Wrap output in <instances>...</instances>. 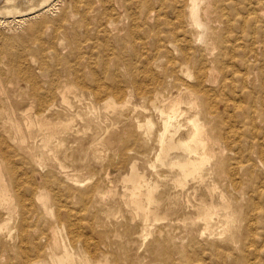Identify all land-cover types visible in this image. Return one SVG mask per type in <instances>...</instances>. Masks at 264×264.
Listing matches in <instances>:
<instances>
[{
	"label": "bare ground",
	"instance_id": "6f19581e",
	"mask_svg": "<svg viewBox=\"0 0 264 264\" xmlns=\"http://www.w3.org/2000/svg\"><path fill=\"white\" fill-rule=\"evenodd\" d=\"M60 1L62 2V0H1L2 3L0 4V242H2V247L9 253V255H10V251H13V256H14V252H15L13 249L14 247L12 248L8 246L9 244L8 242H12L13 240L18 239V238L20 242L30 241L32 243V246L30 245L31 247L30 248L27 247L28 249L26 250L23 248L25 251H21V249L17 250L18 248H21V247H19L18 245H17L18 247L15 246L17 248L16 250L19 251L17 252L18 254L16 255H21L20 257H22V262L20 261L19 264L20 263L21 264H119L118 262L119 260L117 259L118 252L116 251L115 253H117V255L113 259H110L108 255V251L104 249L105 245H109V235L111 232L109 233V235L106 232H101V233L98 232L100 236V240L96 238V241L94 240L92 241L89 238H84V239L76 238V234H75L76 226L73 223L74 222L73 221L70 224V230H69L70 234L68 235L62 234L65 228L61 227L60 221L64 222L66 218H68L67 220L70 222L71 220L70 217L76 214L72 212V209H71V212L69 210V213H67L66 215H63L64 213L62 214L59 210L58 212L57 210H55V212H57L55 214L54 213L55 205L53 206V201H52V198H54L53 197L54 195L51 197V193H50L53 187H51L50 191L48 190L49 182L51 180L56 179L59 183L67 182L66 184L64 183L63 185L62 184L61 185L59 184V185H60V188H62V191L63 189L66 190V192L69 193L68 195L70 196L78 195L79 197L80 195V197L81 196L85 197L88 195L91 196V194L93 195L96 194L101 197H104L106 195L108 196V194H111L112 191H114L113 187L111 186L113 185V183H111L112 181L107 179L108 181H111V182H109L110 184H109L108 190L105 193H103L104 192L102 190L103 185L100 183V181H98L97 179L96 181L98 182H93V180L90 179V176H91L90 166L92 164L90 165L89 162L91 161L90 158L92 156H95V157H92L93 159L94 158L98 159L105 152L108 153L110 149L112 152V148H115V150L119 152L122 159H124V163H126L125 160L128 159V164H129L128 170L129 171L128 172L126 171L127 173L125 172L126 174L124 176L122 175L121 176H122L123 181L126 183L124 191H125V195L127 196V202H128L127 205L130 210L129 214L135 219H138L140 226L142 227V232L140 233L141 239L147 240V238L149 239V237H151L150 235H152L154 231L156 230L155 228H156L157 222H162L165 220L166 222L165 226L168 228H171L175 220H182V221L184 220V222L188 220V221H191L193 224L194 223L198 224L201 222L204 225L203 227L205 228V231L203 233L204 234L208 233L210 237L213 238V240L216 238L220 240H226L229 242H234V243L236 242L235 244L238 245L240 236L237 233V229H238V225H239L240 217H241L240 208L242 207V202H244L243 198L245 197V194L241 193L240 195L241 199H238L239 197L237 196L235 198L230 193V189L224 186L225 183H223L224 181L222 180V179H225L226 172H227V169H225V165H226V161L229 155V151H234V150H230V147H229L230 144L227 143L229 141L227 142L224 141V139L226 140V138H224V135H225L224 128L225 127H223V121H222L223 115L219 107V104L224 103V105L229 107V101H230L229 99H231V94L230 96H227L228 93H226V91L230 89L231 93H233L234 90L230 88V86L234 85V80H235L234 75L230 77L229 75L231 74L229 73H228L229 75L227 74L228 71H226V69L228 70H231V69L225 68L227 67V65L224 63L223 59L225 57L227 59H231L230 61L235 60L236 50H242V54H240L241 56L239 57L240 61L243 64V67L245 68V71L241 73L242 91L240 90L241 93L236 94V95H234L236 93L234 92L233 94L234 103L232 105V108L235 109L240 114V116H247V105L241 106V104H239L240 98L244 96H246L245 98H247V100L249 97L252 98V93L250 94L251 96L248 94L249 97H247V90H246L247 88V81H246L247 80V68L252 67L251 63L250 64L247 63L248 60H251V59L247 60V56H248L247 41H251L254 44L256 43L255 42L256 39L260 40V38H257L254 36L255 34L262 35V37L264 36V1L262 0H138V4L139 3L140 4H139V7L134 11L133 15L131 14L130 16H128L129 9L127 8L129 7L126 8L127 9L126 12L128 13V15L127 13L125 14L124 11L118 10L119 8L116 7V9L118 8L117 9L118 11L116 10L117 12L115 13L117 17L114 19L113 12L111 13L110 11L111 9L110 8L111 6H109L110 3L108 4V1L110 0H105L106 5L105 4L104 5L106 9L104 8V10L106 11V14L108 15V17H106V22L102 23V25H105L103 27V30L106 33L108 31L111 32V34H113V37L114 35L120 36V39H122V34L127 31L126 33L128 34V36H127V39L125 40H128V37L131 35L132 32H134L135 36L137 32H142V31H144V33L147 32V34H145L146 37L148 36V34L150 35V33L151 34L153 33L155 34V38H154L155 42L152 40L153 41L152 44L156 45L155 48L157 47L159 49V52H158L159 57H156L155 59V57L153 56L155 60L152 63L150 61L151 59L149 56L148 57L149 59L147 60V62L143 64L145 67L142 66L144 67V69L143 71L140 72V76L138 75L139 67L132 68V69H135V71H136V68H138V71L135 72L133 70V72L131 73L132 75L131 86L130 87L128 86L129 87L128 89L123 87L124 89L121 88L117 91L114 90L115 92L114 93L112 92L111 94L109 93L108 95L109 97L103 103H100V104L94 102V100L92 99L93 95H91V97L87 96L88 87H90L87 84L82 83L81 85L80 84L81 82L74 81L73 79L60 80L58 77V74L60 75V73H59V70L57 71L56 64L59 62L58 61L59 58L57 59V56L59 57V52L61 51L58 52V48H57V34L59 32V28L64 27L63 24L65 22H68L66 20L68 19V14H69V13L67 14L66 9H63L64 10L63 13H61L60 15L58 14L60 17L59 16L56 17L57 14L55 15V12H57V10H59L58 8H60V7L57 8V6H59L58 4L60 3ZM78 1L80 2V4L82 3V0H78ZM88 1L89 0H86V2ZM101 2L103 3V0ZM77 3L78 2H76V4ZM122 3L125 5L124 2ZM122 3L120 5H122ZM70 6L71 5H69V8ZM87 6H90V5H87ZM123 6L121 8L124 10ZM167 9H170L172 13V16L168 20L162 18V16L166 15ZM80 12H82L83 13L82 15H84L85 8H84V12L81 10ZM77 13L78 11L76 10V14ZM13 14H17V15L13 16ZM100 15L102 14L100 13ZM102 17L104 19V16ZM128 17L130 18V22H129L130 25H128ZM88 20L86 19V22ZM152 20H155L154 24H152L153 22L151 23ZM161 20H163V22L165 21L167 24V25L165 24L167 26L166 28H168L166 32L162 31L163 29L165 31V28H163L162 30L160 29ZM100 21H101V18H100ZM10 23L16 24L15 26L16 28H19V30L23 28V31L26 30L25 31L26 33L20 35V34H17L15 31L16 34H13V35L10 34L11 32L9 33L7 31L8 29H11ZM99 23H96V24H99ZM143 24L146 26L143 27L144 26ZM7 26H9L8 29H7ZM16 28L15 30H17ZM151 28L152 29L154 28L155 30L153 31ZM73 29H75L74 31H76L77 28H73ZM11 30H14V29H11ZM87 31H88V26H87ZM97 33L99 34L100 31H98ZM65 34H67L66 31H65ZM73 34H75V32ZM77 35L78 34L76 33V36ZM84 35L86 36L87 34L85 33ZM94 35H92L93 38H94ZM145 35L143 36L144 39H145ZM79 36H82V35L80 34ZM134 37L130 36L129 38L133 39ZM89 38L87 36V39ZM107 38L109 39V37ZM123 38H126L125 34ZM148 38H150V36ZM75 40H78V39H75ZM125 40H120V42L122 41L123 43H125L124 42ZM129 40L131 41V39ZM86 41L88 40H85V42ZM130 41L128 42L131 43L132 41L131 42ZM79 43L81 46L82 42L80 41ZM109 43L111 45V41ZM123 43H120V44H123ZM77 46H78V43H77ZM170 46H173V47L175 46L176 48L174 47L173 49L170 50ZM252 46H255V45H252ZM123 47H125L124 44H123ZM123 47H122V50H123ZM126 47H127V44H126ZM133 48L135 49V47ZM76 49H79V48H76ZM253 49H254L253 47L250 49L251 52L253 51ZM174 50H176L175 51L176 53L180 51L182 53L180 55V58L176 60L173 57ZM136 51H137V48L135 52ZM153 51H152V54H153ZM251 52H249V54ZM77 53L79 52L77 51ZM87 53L89 54L90 52H87ZM254 53H256V51ZM65 54L66 53H64V56ZM92 54L93 53H91L90 56ZM125 54L123 55L125 56ZM135 56H137V54ZM142 56L143 55L141 54V58ZM163 56H165V58L169 56L170 58H173V59L171 60V63L168 64V66L165 68L167 73L165 74V76L163 75L164 78H160L157 75L158 73L155 72L154 74L152 69L160 68L161 66H164L161 61V58ZM68 57L69 56H67V60L69 59L71 60V58H68ZM158 58H160V60H158ZM60 59L61 61H65L63 60L62 57ZM94 60L95 58L92 61ZM259 60L260 59H258V61ZM263 60H264V57H263ZM117 61H120V59H118ZM143 61H144V58H143ZM102 62H103V59H102ZM107 62L109 64V61ZM116 62H115V65L118 64ZM134 62L135 61L133 60V64ZM65 63L67 62L65 61ZM71 63H74V62L67 63L66 66L69 67L68 69L74 68V65ZM104 64H102V66ZM127 65L129 66V64ZM150 65H152V67ZM116 67L118 68V65ZM107 69L108 67L106 68V70ZM72 70L75 71L74 69ZM234 70L236 71V68ZM76 72H77V69L74 74H76ZM93 73L94 75H98L96 72H92V74ZM115 73L117 74V72ZM111 74H114V73H111ZM80 75L82 78V74ZM67 78L69 77L67 76ZM77 78L78 77H76V79ZM237 80L236 82H238ZM117 81L118 82L115 81L117 84H122L125 81V79L118 76ZM101 82H103V80ZM115 82H112V83H115ZM126 84L130 85L129 83H126ZM113 85L111 87L115 86ZM108 86L109 85H107V87ZM115 87H118V86H115ZM106 89L108 88H105V90ZM257 91H255V88H254V92H257ZM122 93H125V98L124 100L120 101L118 100V97ZM261 93L263 95L262 91ZM105 94H106V91H105ZM135 97L143 99L144 101H148L149 104L151 105L150 111H149V108L145 106V104L140 106L141 105L140 103H139L140 105H138L136 102H134ZM244 102H245V99H244ZM248 102L246 104H248ZM58 104L59 105L62 104L64 107L59 109ZM250 104H252V102ZM253 107L255 106H252V109ZM260 112H262V109L260 110ZM258 115L259 117H257ZM258 115H256V117L264 121V114L262 115L261 113V115L260 114ZM142 116L144 117V119H139ZM78 118L82 120V123H83L82 126L77 125L76 121ZM241 118L243 119V117ZM250 118L251 117L249 116L248 119ZM118 121H120V124L118 123ZM247 123L251 125L250 123H253V122H250L249 120V122ZM226 127L228 126L226 125ZM228 128L226 129L228 130ZM89 130H91L90 140L92 142L90 145H88V148L85 149L83 153L80 154L78 158V161L80 163L79 170L71 175V173H68L69 167L67 168V165H66L68 163L67 162L68 159L66 158L69 157L75 163H77V159L75 158V153L73 152L69 153V150H68L69 147H71V149L73 147L70 142L73 140L78 141V142L87 140L88 137L85 134H87ZM227 130L225 132H228ZM116 132H118V134L115 137ZM262 132L260 131L261 134ZM247 133H249L252 136L259 135L256 132V130L251 131L250 128H248ZM236 134L238 133L236 132ZM241 136L243 135H240V137ZM261 137H262L261 143L264 144V137L263 136ZM243 138L244 140L248 139L247 137L245 138V136H243ZM249 139H252V138H249ZM83 144L84 143H81V146H83ZM257 144L260 145V143H257ZM84 147L86 146H83L82 148ZM248 147L251 148L252 146L249 144ZM242 148H244V146ZM20 151L22 152L25 151L24 152L25 155H22L20 157L18 156L19 159L21 160V163H23L24 165L26 164L31 165L33 167V170H32L34 173L33 175L38 179V181H36L37 179L35 180L36 184H34L35 186L34 192L31 194L32 196L31 198L34 199V203L36 202V209H35L36 211L35 212L33 211L34 212L33 216L36 215L37 221L38 220L44 221L46 223L45 227L39 228L38 230H34L35 231V232L33 231L34 233L30 232L31 229L29 230L28 228L30 226H26L24 222L20 221L21 219H19V216L20 217L22 216L19 215L17 217L16 215L18 213L16 209H19V207L24 206V204L22 203L23 202L22 200H20L22 201L21 202L22 204L19 202L20 197L18 193L16 192V190L18 189L17 186L19 184V181H18L19 179L17 176V172L15 171L17 170L16 169L17 166L14 167V165H16V162H17L16 156L18 155L16 154V152L18 153ZM261 152L264 153V151H261ZM261 152L259 154H261ZM92 153H94V155L91 156ZM146 153L151 156L153 155L154 157V161L151 162V165L155 169L153 168L154 172L152 173H148L145 170L141 169L138 164V159H137L138 156L147 155ZM244 153L242 152V154ZM61 154H64L63 156L65 157L66 161L60 158ZM235 156H237V153L236 155L234 154L233 157L235 158ZM246 157H248V155ZM232 158L230 156V159ZM249 158H250V155H249ZM105 159L106 158H104V161ZM252 160L253 162H256L254 159ZM232 161L235 162L236 160L232 159ZM227 163H228L227 165L229 166L230 162H227ZM240 163H243V162H240ZM240 163H237V164H240ZM261 164L263 165V163ZM234 167L235 166H233V168ZM21 168H24V167H21ZM118 169L120 170V168ZM25 170L26 169L24 168V171ZM235 171L237 172V169ZM108 174H106L105 176L108 177L109 176ZM236 174H233V175L236 176ZM255 177H257L258 179L260 178L258 177V175L257 176L255 175ZM233 178L231 179V181L233 180ZM31 179L33 180V177ZM253 181H255V179ZM20 183L23 184L21 181ZM255 185H259V184H255ZM255 185L253 183V186ZM15 188L17 189L15 190ZM57 188H58V185H57ZM203 188L207 193L206 195L205 193L202 192ZM28 191H32V189H29ZM248 191H250V188ZM254 191L256 192V190ZM21 192L23 193L24 189ZM66 192L64 193L66 194ZM22 193L20 195H22ZM17 197L19 198L17 199ZM73 197L75 198V196H72V198ZM248 197L246 200H248ZM21 198L23 199V197ZM25 200L27 199L25 198ZM251 200L252 199L250 198L249 201ZM58 201H60V199ZM79 201H76V202H79ZM252 201L255 202L256 200H252ZM68 202L69 200H66L64 202L62 201V204H64L65 206L67 205L68 207ZM55 203H57V201H55ZM29 204H27V206ZM252 205L250 204L251 207ZM258 207H259V204H258ZM180 208H186L187 210L184 211L182 214H179L178 212ZM73 210H75V208ZM14 211L17 212L15 214L16 215L15 217L19 219V222L17 223L15 221L16 218L14 219ZM260 212H261V209H260ZM24 214L26 213L24 212ZM246 214L248 215V213ZM249 214H252V213H249ZM81 216L79 218H81ZM245 216L246 215H244V218ZM25 217L26 215H24L23 219L26 220ZM100 217H102V215L100 216L98 215L97 217L95 216L96 218L95 224L91 222L92 225L90 224V226L93 230L96 228L95 227L96 223L98 225L105 223V219H103L104 221L102 219L99 220ZM261 218L262 217H260L259 219ZM76 221L78 222V220ZM83 225H85V223H83ZM263 225L264 224H262V226ZM15 227L18 228V231H17L18 234L16 235H14ZM164 228H165L164 226H161L157 229V231L160 233L157 239L158 243H154L153 241L155 240V238H153L152 242H149L147 245V251L149 252V256H150L149 262L155 261L158 264H180V263L181 264H204L202 261H205V260H203L199 254L198 255L201 257L202 260L201 261L199 260L200 257L197 259L198 256L195 253V250H191L188 245L186 246L184 244L183 237L181 241L179 242L177 240L178 238H176L170 233H166V235L163 236L162 232ZM245 230L247 231V229ZM78 231H79V228H78ZM83 231H85V229ZM131 231L132 230H130V232ZM165 231H166V228L164 232ZM249 231L250 230L248 229V232ZM113 233L114 231L111 234ZM192 233L193 232H191L190 238L195 240L196 236L192 235ZM253 234L254 233H252V235ZM80 235L84 237L83 233H81ZM260 235H264V233L260 234L259 232V236ZM259 236L257 237L259 238ZM40 237L41 239L44 237L46 239V243H43V242L41 243ZM245 237H247L246 234H245ZM112 238L113 237H111V240ZM262 238L264 239V236ZM243 241H246V238ZM27 242H26V245H27ZM189 243L191 244L190 241ZM197 243L195 242V244ZM242 243L243 242L241 241V245ZM261 243L259 244L261 245ZM212 244H214V242ZM218 244L221 245V243H218ZM262 244L264 245V242ZM26 245L24 246L26 247ZM232 246L233 245L231 244L229 245L230 248H233ZM112 248H113V245H112ZM214 248H215V245L213 249ZM233 250L231 252H233ZM242 251L243 249L241 248V252ZM256 251L257 250H255V252ZM111 252H114V251H111ZM134 252L136 253V251ZM213 252L215 254V250ZM255 252L253 254H256V253L259 254V252H256V253ZM228 254H226V256ZM239 255L240 257H237L235 260H233L232 258V262H235V263L237 262V264L238 262L245 264L246 262V261L244 262L245 257L242 256L241 254ZM127 256L128 257L130 256L129 253ZM232 256L233 255H231V257ZM135 257L136 258H133L131 260L129 258L127 262L126 261L124 262V264H153V263H143V260L141 261L140 257H139L140 259L137 257V255H135ZM16 261L18 262L17 259ZM144 261H147V260H144ZM225 262H227V260ZM120 264H122V262ZM230 264H234V263L230 262ZM247 264H251V263H247Z\"/></svg>",
	"mask_w": 264,
	"mask_h": 264
},
{
	"label": "rangeland",
	"instance_id": "374dc122",
	"mask_svg": "<svg viewBox=\"0 0 264 264\" xmlns=\"http://www.w3.org/2000/svg\"><path fill=\"white\" fill-rule=\"evenodd\" d=\"M75 1V2H74ZM62 0V2L60 1V3L58 4L59 6H57V8L58 7H60V8H58L59 10H57V12H55V15H56V17H58L61 13H63V9H66V12H67V14H68V19L66 20V21H68V22H65L63 25H64V27H61V28H59V32H58V34H57V48H58V52L59 51H61V52H59V57L57 56V59L59 58V62L56 64V67H57V71L59 70V73H60V75L58 74V77H59V79L60 80H64V79H73L74 81H79V82H81L80 84L82 85V83L84 84H87L88 86H90V87H88V91H87V96L88 97H91V95H93L92 97V99L94 100V102L95 103H98V104H100V103H103L109 96V93L111 94L112 92L114 93L115 91H117V90H119V89H121V88H126V89H128L130 86H131V80H132V75H131V73L133 72V70L135 71V69H132V68H135V67H139V71H138V68H136V71H138L137 73H138V75L140 76V72L141 71H143V69H144V65L143 64H145L146 62H147V60L149 59L148 57L150 56V61L153 63V61L156 59V57H159L158 55V52H159V49L157 48H155V46L156 45H154V44H152L153 43V41L155 40L154 38H155V34H153V36H152V34L150 33V35L148 34V36L146 37V35L145 34H147V32L146 33H144V31H142V32H137L136 33V36L138 37H136L135 35H134V32H132L131 33V35L130 36H135L134 38L136 39H132V38H129L128 37V40H125V39H127V36H128V34L126 33V32H124L123 34H122V39H120V36H115L114 35V37H113V34H111V32H105L104 30H103V27L105 26V25H102V23H104V22H106V17H108V15L106 14V11L104 10V8H105V5H106V3H105V0H103V3L101 2L102 0H89L88 2H86V0H82V3L80 4V2L78 1V0ZM85 1V2H84ZM112 3H111V2ZM110 1H108V4H109V6H111L110 8V11H111V13L113 12V18L115 19L116 17H117V15L115 14L118 10H120V11H124V13L126 14L127 12V9H129L128 10V12H129V15H128V13H127V15L128 16H130L131 14L133 15L134 14V11L139 7V4H138V0H127V2H126V0L124 1V0H110ZM120 1H121V3L122 2H124L125 3V5L122 3V5H120L121 3H120ZM262 1H264V0H262ZM76 2H78L77 4H76ZM2 2H1V0H0V4H1ZM84 3V4H83ZM86 3H87V5H90V6H87L86 5ZM76 4V5H75ZM80 4V5H79ZM92 4H93V6H92ZM95 4V5H94ZM105 4V5H104ZM128 4H129V6H128ZM138 4V5H137ZM69 5H71L70 6V8H69ZM118 5V6H117ZM124 5V6H123ZM77 6H79V7H77ZM85 6H87V7H85ZM92 6V7H91ZM123 6V8H124V10L121 8ZM134 6V7H133ZM66 7V8H65ZM85 8V12H84V8ZM116 7H118L117 9H116ZM127 7H129V8H127ZM132 7V8H131ZM68 8V9H67ZM78 8V9H77ZM87 8V9H86ZM127 8V9H126ZM241 8V7H240ZM75 9V10H74ZM94 9V10H93ZM106 9V8H105ZM126 9V10H125ZM242 9V8H241ZM240 9V10H241ZM76 10L78 11V13L76 14ZM80 10L81 11H83L85 14L84 15H82L83 13L82 12H80ZM104 10V11H103ZM114 10V11H113ZM117 10V11H116ZM132 10V11H131ZM75 11V12H74ZM92 11V12H91ZM104 13H103V12ZM94 12H96V13H94ZM130 12H132V13H130ZM74 15H73V14ZM89 13H91V14H89ZM100 13L102 14V15H100ZM4 14V13H3ZM59 14V15H58ZM104 14V15H103ZM5 15V14H4ZM17 14H13V16H16ZM75 15H76V17H75ZM79 17H78V16ZM87 15V16H86ZM107 15V16H106ZM74 16V17H73ZM86 16V17H85ZM100 16V17H99ZM102 16H104V19H103V17ZM172 16V13H171V10L170 9H167L166 10V15L165 16H162V18H164V19H170V17ZM60 17V16H59ZM91 17V18H90ZM99 17V18H98ZM127 17V16H126ZM90 18V19H89ZM98 18V19H97ZM100 18H101V21H100ZM79 19V20H78ZM83 19H84V21H83ZM86 19L88 20L87 22H86ZM70 20V21H69ZM78 20V21H77ZM117 20V19H116ZM77 21V22H76ZM92 21V22H91ZM100 23H99V22ZM154 21L155 20H152L151 21V23L152 24H154ZM81 22V23H80ZM129 22H130V18L128 17V25H130L129 24ZM161 23H160V29L162 30L163 28H165V31H164V29L162 30L163 32H166L167 30H168V28H166L167 26V24H166V22L164 21L163 22V20H161L160 21ZM75 23V24H74ZM78 23V24H77ZM80 23V24H79ZM84 23H85V25H84ZM89 23V24H88ZM91 23H92V25H91ZM96 23H99V24H96ZM75 26H74V25ZM101 24V25H100ZM166 24V25H165ZM11 25V26H10ZM10 27H11V29H14V30H11V29H8V27L9 26H7V31L10 33V34H20V35H22V34H24V33H26L25 31H23V28L22 29H20L19 30V28H16V24H13V23H10ZM79 25H80V27H79ZM96 25V26H95ZM144 25V24H143ZM142 25V26H143ZM164 25V26H163ZM251 25H253V24H251ZM73 26V27H72ZM78 26V27H77ZM85 26V27H84ZM87 26H88V31H87ZM146 25H144L143 27H145ZM15 28L17 29V30H15ZM63 28H64V30H63ZM67 30H66V29ZM73 28H77L76 29V31H74L75 29H73ZM73 29V30H72ZM97 31H96V30ZM152 29V28H151ZM77 30H78V32H77ZM153 31L155 30L154 28L152 29ZM13 31V32H12ZM15 31H16V33H15ZM62 31V32H61ZM65 31H66V33L67 34H65ZM87 31V32H86ZM90 31V32H89ZM98 31H100V33L98 34L97 32ZM104 31V32H103ZM152 31V32H153ZM75 32V34H73ZM81 32V33H80ZM88 32H89V34H88ZM76 33L78 34L77 36H76ZM87 34L86 36L84 35V34ZM94 33H95V35H94ZM82 35V36H79V35ZM105 34V35H104ZM106 34H108V35H106ZM124 34H125V37L126 38H123L124 37ZM71 35V36H70ZM92 35H94V38H93V36ZM112 36V37H110V36ZM140 35V36H139ZM145 35V39H144V36ZM259 34H255L254 36L255 37H257V38H260V40L259 39H256V43H252L251 41H247V54H248V56H247V60L248 59H251V60H248V61H250V62H248L247 61V63H251V65H252V67L251 68H247V88H246V90H247V97H249V95L252 93V98L251 97H249L248 98V100H247V98H245L246 96H244V97H242V98H240V102H242V103H240L239 102V104H241V106H245V105H247V116H240V114L235 110V109H233L232 108V105H233V103H234V95H236V94H240L241 93V91H242V87H241V85H242V80H241V73L242 72H244L245 71V68L243 67V64H242V62L240 61V54H242V50H236V52H235V54H236V59L235 60H232V61H230L231 59H227V58H225L224 57V59H223V61H224V63L227 65V67H225V68H230L231 70H228V69H226V71H228L227 72V74L229 73V74H231V75H229L230 77H232L233 75H234V78H235V80H234V85L233 86H230V88H232L234 91H233V93H231V91H230V89H228L227 91H226V93H228L227 94V96H230V94H231V99H229L230 101H229V107H227L226 105H224V103H220L219 104V107H220V109H221V111H222V115H223V118H225V119H223L222 118V121H223V127H225L224 128V133H225V135H226V137H225V135H224V138H226V140L224 139V141L225 142H227V141H229V142H227V143H229L230 144V150H234V151H229V155H228V158H227V161H226V165L228 164L227 162H230L229 163V166L227 167L226 165H225V169H227V172H226V176H225V179H222L224 182L223 183H225L224 184V186L225 187H228V189H230V193L236 198V196L237 197H239L238 199H241L240 198V195H241V193H244L245 194V197L243 198V201L244 202H242V207L240 208V212H241V217H240V222H239V225H238V229H237V233L239 234V242H238V245H236L234 242H229V241H226V240H220V239H214L213 240V238H211L210 237V235L208 234V233H203L204 231H205V228L203 227L204 225L200 222V223H198V224H196V223H192L191 221H188V220H186V221H188V222H184V220L182 221V220H175L174 221V224H173V226L171 227V228H168V227H166L165 226V220L164 221H162V222H157L156 223V230L154 231V233L152 234V235H150L151 237H149V235H148V237H149V239L147 238V240H144V239H141V237H140V233L142 232V227L140 226V223H139V220L138 219H135L134 217H132L129 213H130V210H129V208H128V202H127V196L125 195V182L123 181V179H122V176H124L129 170V164H128V159H126L125 161H126V163H124V159H122V157H121V155L119 154V152L117 151V150H115V148H112V152H111V149L109 150V152L107 153V152H105L103 155H101V157L100 158H98V159H93L92 157H95V156H92V155H94V153H92L91 154V161L89 162V164L91 165L90 166V170H91V172H90V179L91 180H93V182H98V181H100V183L103 185L102 186V190L104 191L103 193H105L107 190H108V187H109V182H111V183H113V185H111L112 187H113V189H114V191H112V193L111 192H109V193H111V194H108V196L106 197V196H104V197H101V196H99V195H96V194H91V193H89V194H91V196L90 195H88V196H85V197H83V196H81L80 197V195H79V197H78V195L76 196V195H68L69 193H67L66 192V190H64L63 189V191H62V188H60V185L62 184H64L65 182H58L56 179H54V180H51L50 182H49V184H48V190L50 191V189H51V187H53L52 189H51V191H50V193H51V197L53 196L54 198H52V201H53V206L55 205V207H54V213L56 214L57 212H58V210L63 214V215H66L67 213H69V210H70V212H71V209H72V212L74 213V214H76V215H74V216H71V215H69V216H71L70 218H71V220H70V222L67 220L68 218H66V220L63 222H61L60 221V225H61V227L62 228H65L64 229V231H63V229H62V231H63V233L62 234H64V235H68V234H70V224L73 222L74 224H75V231H76V238H82V239H84V238H89L90 240H94V241H96V238L98 239V240H100V236H99V234H98V232L99 233H101V232H106L108 235H109V233L111 232H113L114 231V233L113 234H111L110 233V235H109V245H105L104 246V249L106 250V251H108V255H109V258L110 259H113L116 255H117V253H115L116 251L118 252V262H119V264L122 262V264H124V262L126 261L127 262V260L130 258V260L131 259H133V258H136L135 257V255H137V257L139 258H141V261L143 260V263H153V264H158L157 262H155V261H151V262H149L150 261V256H149V252L147 251V245H148V243L149 242H152V239L153 238H155V240L153 241L154 243H158L157 242V239H158V237H159V232L157 231V229L159 228V227H161V226H164L165 228H166V231L164 232V230H165V228H164V230H163V236L164 235H166V233H170V234H172L173 236H175L176 238H178L177 240L180 242L181 241V239H182V237H183V240H184V244L187 246H189V248L191 249V250H195V253L197 254V259L201 256L202 257V259L203 260H205V261H202L204 264H219V263H221V264H230V262L231 263H234V264H237V262L235 263V262H232V258H233V260H235L237 257H240V255L239 254H241L242 256H244L245 257V260H244V262L246 261L247 263H253V264H264V245L262 244L263 242H264V239L262 238L264 235H260L259 236V232H260V234H263L264 233V225L262 226V224H264V191H262V190H264V177H262V176H264V153H262L261 151H264V144H262L261 143V136H263L264 137V132H262V131H264L263 129H264V121H262V120H260L259 118H257V117H259V115L258 114H260L261 115V113H262V115L264 114V105H262V104H264V60H263V54H264V36L262 37V35H259ZM67 36H68V38H67ZM87 36H88V38L89 39H87ZM98 36H100V37H98ZM150 36V38H148ZM84 37V38H83ZM104 37H105V39H104ZM107 37H109V39L107 38ZM262 37V38H261ZM73 38V39H72ZM111 38H112V40H111ZM147 38V39H146ZM75 39H78V40H75ZM100 39V40H99ZM104 39V40H103ZM114 39V40H113ZM129 39H131V41L129 40ZM262 39V40H261ZM62 40V41H61ZM82 40H84V41H82ZM85 40H88V41H86L85 42ZM91 40V41H90ZM96 40V41H95ZM109 40V41H108ZM120 40H125L124 42L125 43H123L122 41L120 42ZM153 40V41H152ZM65 41V42H64ZM77 41H81L82 42V44H81V46H80V43L79 42H77ZM111 41V45H110V42ZM112 41H113V43H112ZM128 41H130L131 43H129ZM85 42V43H84ZM94 42H96V43H94ZM100 42H101V44H100ZM105 44H104V43ZM109 44H108V43ZM126 42H128V43H126ZM146 42H147V44H146ZM155 42V41H154ZM251 42V43H250ZM259 42V43H258ZM263 42V43H262ZM76 43V44H75ZM77 43H78V46H77ZM120 43H123L124 45H125V47H126V44H127V47L125 48V47H123V44H120ZM134 43V44H133ZM150 43H151V45H150ZM100 44V45H99ZM103 44V45H102ZM134 46H133V45ZM142 44V45H141ZM145 44V45H144ZM250 44V45H249ZM75 45V46H74ZM93 45H95V46H93ZM102 45V46H101ZM110 45V46H109ZM113 45V46H112ZM147 45V46H146ZM154 45V46H153ZM252 45H255V46H252ZM77 46V47H76ZM104 46H106V47H104ZM123 47V50H122V47ZM135 47V49L133 48V47ZM150 46V47H149ZM250 46H251V48L253 47L254 49H253V51L251 52V48H250ZM81 47V48H80ZM85 47V48H84ZM96 47V48H95ZM112 49H111V48ZM116 49H115V48ZM143 47V48H142ZM144 47H146V48H144ZM175 47V46H174ZM173 46H170V50L171 49H173L174 48ZM263 47V48H262ZM76 48H79V49H76ZM92 48H94V49H92ZM136 48H137V53L135 52V50H136ZM142 48V49H141ZM149 48V49H148ZM154 48V49H153ZM176 48V47H175ZM84 49H86V50H84ZM101 49V50H100ZM109 49V50H108ZM126 49V50H125ZM134 49V50H133ZM142 50V51H140V50ZM153 51V54H152V51ZM260 49H262V50H260ZM94 50V51H93ZM108 50V51H107ZM111 50V51H110ZM139 50V51H138ZM145 52H144V51ZM158 50V51H157ZM77 51L79 52V53H81V54H79V53H77ZM85 51V52H84ZM99 51H101V52H99ZM123 53H122V52ZM128 53H127V52ZM146 51H147V53H146ZM157 51V52H156ZM176 50H174V59L176 60V59H178V58H180V55L182 54L181 53V51L180 52H175ZM256 51V53H254ZM71 52V53H70ZM76 52V53H75ZM87 52H90L89 54L87 53ZM112 52H113V54H112ZM125 52H126V54H125ZM144 52V53H143ZM249 52H251L250 54H249ZM64 53H66L65 54V56H64ZM69 53H70V55H69ZM75 53V54H74ZM91 53H93L92 55H93V57H92V55L90 56V54ZM100 53V54H99ZM104 53V54H103ZM115 53H117V54H115ZM122 53V54H121ZM133 53V54H132ZM134 53H135V55L137 54V56H135L134 55ZM152 55H151V54ZM156 53H157V55H156ZM97 56H96V55ZM123 54H125V56L123 55ZM141 54L143 55L142 56V58H141ZM77 55V56H76ZM79 55V56H78ZM81 55V56H80ZM107 55V56H106ZM114 55V56H113ZM117 55V56H116ZM128 55V56H127ZM132 55V56H131ZM67 56H69L68 58H71V60L69 59V60H67ZM76 56V57H75ZM106 56V57H105ZM155 57V59H154V57ZM263 56V57H262ZM63 58V60H65L67 63H69V62H74V63H76V64H74V63H71V64H73L74 65V68H71V69H68L69 67H67L66 65H67V63H65V61H61V59L60 58ZM77 57H79V58H77ZM88 57V58H87ZM101 58V60H100V58ZM104 57V58H103ZM138 57H140V58H138ZM147 57V58H146ZM66 58V59H65ZM77 59V60H75V59ZM95 58V63H94V61H92L93 59ZM99 58V59H98ZM105 58H107V59H105ZM109 58V59H108ZM120 59V61H117L118 59ZM132 58V59H131ZM135 58V59H134ZM143 58H144V61H143ZM256 60H255V59ZM261 58H262V60H261ZM78 59H80V60H78ZM102 59H103V62H102ZM130 59V60H129ZM136 59H138V60H136ZM140 59V60H139ZM173 58H170L169 56H167L166 58H165V56H163L162 58H161V61H162V63H163V65L164 66H161L160 68H153L152 69V71L154 72V74H155V72H157L156 74L160 77V78H164V76H165V74L167 73L166 72V70H165V68L168 66V64H170L171 63V60H172ZM258 59H260L259 61H258ZM132 60V61H131ZM133 60L136 62V64H135V62H134V64H133ZM143 62H142V61ZM158 60H160V58H158ZM76 61H78V62H76ZM87 61V62H86ZM91 61V62H90ZM106 61V62H105ZM107 61H109V64H108V62ZM116 63H118L117 65H118V68L116 67L117 65H115V62ZM169 61V62H168ZM229 61V62H228ZM255 61V62H254ZM111 62V63H110ZM126 62V63H125ZM128 62V63H127ZM130 62V63H129ZM168 62V63H167ZM227 62H228V64H227ZM77 63H78V65H77ZM81 63V64H80ZM90 63H91V65H90ZM93 63V64H92ZM104 63H106V64H104ZM131 63H132V65H131ZM167 63V64H166ZM263 63V64H262ZM79 64H80V66H79ZM102 64H104L103 66H102ZM127 64H129V66L127 65ZM138 64H140V65H138ZM142 64V65H141ZM254 64V65H253ZM259 64H260V66H259ZM83 65H85V66H83ZM106 65H108V66H106ZM134 65H136V66H134ZM142 66H144V67H142ZM151 67H152V65H150ZM170 66V65H169ZM241 66H242V68H241ZM254 66V67H253ZM263 66V67H262ZM84 67H85V69H84ZM95 69H93V68ZM108 67V69L106 70V68ZM116 67V68H115ZM128 67V68H127ZM150 67V68H151ZM238 67V68H237ZM79 68H81V69H83V70H81V69H79ZM102 68V69H101ZM104 68V69H103ZM110 68V69H109ZM236 68V71L234 70ZM72 69H74L75 71H76V69H77V72H76V74H74L75 73V71H73ZM91 69V70H90ZM92 69H93V71H92ZM98 69V70H97ZM70 70V71H69ZM105 70V71H104ZM234 72H233V71ZM260 70V71H259ZM96 72L98 75H94V73L92 74V72ZM100 71V72H99ZM108 71V72H107ZM109 71H110V73H109ZM112 71V72H111ZM135 71V72H136ZM70 72V73H69ZM115 72H117V74L115 73ZM134 72V73H135ZM165 72V73H164ZM233 72V73H232ZM95 73V74H96ZM101 73V74H100ZM111 73H114V74H111ZM69 74V75H68ZM80 74H82V78H81V75ZM92 74V75H91ZM160 74V75H159ZM260 74V75H259ZM91 75V76H90ZM114 76V78L116 79H114L113 78V76ZM164 75V76H163ZM236 75V76H235ZM60 76H62V77H60ZM67 76L69 77V78H67ZM86 78H85V77ZM93 76V77H92ZM118 76L119 77H121V78H123V79H125V81L122 83V84H117L116 82H118L117 81V79H118ZM161 76H163V77H161ZM249 76V77H248ZM76 77H78L77 79H76ZM92 77V78H91ZM84 78H85V80H84ZM98 78V79H97ZM238 80H237V79ZM261 78V79H260ZM80 79V80H79ZM89 79H93L92 81L91 80H89ZM98 80V82H97V80ZM114 81H113V80ZM96 80V81H95ZM103 80V82H101V81ZM236 80L238 81V82H236ZM262 80H263V82H262ZM93 81H95V82H93ZM116 81V82H115ZM127 81V82H126ZM87 82V83H86ZM92 82V83H91ZM112 82H115V83H112ZM89 83V84H88ZM98 83V84H97ZM126 83H129L130 85H127ZM91 84V85H90ZM106 84V85H105ZM115 86H121V87H115ZM123 84H125V85H123ZM97 86V87H95V86ZM107 85H109L108 87H107ZM114 86V87H111V86ZM94 86V87H93ZM101 86V87H100ZM106 86V87H105ZM126 86V87H125ZM129 86V87H128ZM255 86V87H254ZM261 86V87H260ZM108 88V89H106L105 90V88ZM249 87H251V88H249ZM253 87V88H252ZM123 88V89H124ZM254 88H255V91H257V92H254ZM94 89V90H93ZM103 89V90H102ZM97 92H96V91ZM115 90V91H114ZM241 90V91H240ZM252 92H251V91ZM100 91V92H99ZM105 91H106V94H105ZM238 91H240V92H238ZM261 91L263 92V95H262V93H261ZM234 92H236L235 94H234ZM95 93V94H94ZM99 93V94H98ZM103 93H104V95H103ZM108 93V94H107ZM256 93V94H255ZM122 94H124V95H122ZM122 94H120L119 95V97H118V100H120V101H122V100H124V98H125V93H122ZM234 94V95H233ZM249 94V95H248ZM97 95V96H96ZM122 96V97H121ZM124 96V97H123ZM251 96V95H250ZM253 96H255V97H253ZM104 97V98H103ZM259 97V98H258ZM263 99H262V98ZM97 98V99H96ZM102 98H103V100H102ZM245 99V102H244V99ZM254 98V99H253ZM101 99V100H100ZM252 99H253V101H252ZM98 101H100V102H98ZM139 101V102H138ZM249 101V102H248ZM134 102H136L138 105H140V106H142L143 104H145V106L147 107V108H149V111H150V104H149V102L148 101H144L143 99H140V98H137V97H135V99H134ZM248 102V104H246ZM252 102V104H250ZM262 102V103H261ZM140 103V104H139ZM262 105V106H261ZM58 106H59V109H61L62 107H64L62 104H58ZM250 106V107H249ZM252 106H255V107H253V109H252ZM262 107V108H261ZM262 109V112H260V110ZM148 110V109H147ZM249 111V112H248ZM231 112V113H230ZM231 114V115H230ZM250 114V115H249ZM237 115V116H236ZM251 117L250 119H248L249 118V116ZM256 115H258L257 117H256ZM229 116H231V117H229ZM241 117H243V119L241 118ZM245 117V118H244ZM255 117V118H254ZM234 118V119H233ZM238 118H240L241 119V121H240V119H238ZM257 118V119H256ZM139 119H144V117L142 116V117H140ZM230 119H232V120H230ZM238 119V120H237ZM245 119V120H244ZM228 120V121H227ZM233 120H234V122H233ZM242 120H243V122H242ZM249 120H250V122H253V123H250L251 125H249V123H247V122H249ZM117 121V120H116ZM230 121V122H229ZM229 122V123H228ZM232 122H233V124H232ZM76 123H77V125H79V126H82L83 125V123H82V120H80L79 118L77 119V121H76ZM118 123L120 124V121H118ZM263 123V124H262ZM228 124H230V125H228ZM245 124H246V126H245ZM253 124V125H252ZM260 124V125H259ZM225 125V126H224ZM226 125L229 127H226ZM238 125H240V126H238ZM244 125V126H243ZM247 125H248V127H247ZM233 126H234V128H233ZM236 126V127H235ZM250 126V127H249ZM262 126V127H261ZM257 127V128H256ZM261 127V128H260ZM226 128H228V130L226 129ZM248 128H250L251 129V131H254V130H256V132L259 134V135H254V136H252V135H250L249 133H247V131H248ZM228 131V132H225L226 130ZM233 131V133H232V131ZM260 131L262 132V134L260 133ZM236 132L238 133V134H236ZM229 133V134H228ZM246 133V134H245ZM117 134H118V132H116V134H115V137L117 136ZM85 135H87V137H88V139L90 140L91 139V130H89L88 131V133L87 134H85ZM235 137V139H234V137ZM236 135V136H235ZM240 135H243V136H245V138L247 137L248 139L246 140H244V138H243V136H241L240 137ZM248 135V136H247ZM250 135V136H249ZM261 135V136H260ZM90 136V137H89ZM228 136V137H227ZM232 136V137H231ZM256 136V137H255ZM258 136H259V138H258ZM231 137V138H230ZM255 137V138H254ZM238 138H239V140H238ZM249 138H252V139H249ZM87 139V138H86ZM85 140V141H82V142H78V141H75V140H73V141H71L70 143H71V145L73 146L72 147V149H71V147H69V153H71V152H73V153H75V158L77 159V163H75L73 160H71L69 157H67L66 159H68L67 160V168H68V173H71V175L72 174H74L76 171H78L79 170V167H80V163H79V161H78V158H79V156H80V154L81 153H83V151L85 150V149H87L88 148V145H90L91 144V140L89 141V140ZM232 140V141H231ZM248 140H249V142H248ZM258 142H257V141ZM239 142V144H238V142ZM244 141V142H243ZM247 141V142H246ZM77 144H76V143ZM246 142V143H245ZM251 142V143H250ZM73 143H74V145H73ZM81 143H84L83 144V146H86V147H84V148H82L83 146H81ZM242 143V144H241ZM248 143V144H247ZM257 143H260V145L259 144H257ZM87 144V145H86ZM246 144V145H245ZM249 144L253 147H248L249 146ZM256 144V145H255ZM232 145V146H231ZM237 146V147H236ZM244 146V148H242V147ZM116 147V146H115ZM259 147V148H258ZM82 148V149H81ZM239 148H240V150H239ZM71 149V150H70ZM76 149V150H75ZM243 149V150H242ZM249 149V150H248ZM261 149V150H260ZM115 152H114V151ZM117 151V152H116ZM238 151V152H237ZM239 151H240V153H239ZM25 151H20V152H16V154H18L16 157H17V162H16V165H14V167H16L17 166V170H15L16 172H17V176H18V181H19V184H18V186H17V188H15V190H16V192L18 193V195H19V197H20V199H19V202L21 203L22 201V203L24 204V206H22V207H19V209H16V211L18 212H15L14 211V219H15V221H16V223L17 222H19V219H21L20 221L21 222H24L25 223V225L26 226H30V227H28L29 228V230H30V232H32V233H34L35 231L34 230H38L39 228H43V227H45L46 226V223L44 222V221H37V218H36V215H34L33 216V214H34V212L36 211L35 209H36V202L34 203V199L33 198H31L32 196H31V194L34 192V184H36V182H35V180L37 179L33 174V167L31 166V165H29V164H26V165H24L23 163H21V160L19 159V157L20 156H22V155H25V153H24ZM114 152V153H113ZM232 152V153H231ZM234 152V153H233ZM242 152L244 153V154H242ZM247 152H249V153H247ZM261 152V154H259ZM236 153H237V156H235V158L233 157L234 156V154L236 155ZM147 154V153H146ZM64 154H61L60 155V158L62 159V160H64V161H66L65 160V157L63 156ZM148 155V156H147ZM147 155H139L138 156V164H139V166H140V168L141 169H143V170H145L146 172H148V173H152V172H154V167L151 165V162L152 161H154V157H153V155L151 156V155H149V154H147ZM240 155V156H239ZM248 155V157H246V156ZM249 155H250V158H249ZM19 156V157H18ZM103 156H105V157H103ZM107 156V157H106ZM117 156H118V158H117ZM230 156H231V158L233 159V160H236L235 162H237V163H240V162H243V163H240V164H237V163H235V162H233L232 161V159H230ZM242 156H244V157H242ZM262 156V157H261ZM121 157V158H120ZM146 157V158H145ZM152 157H153V159H152ZM240 157H242V158H240ZM102 158H103V160H102ZM104 158H106L105 159V161H104ZM93 159V160H92ZM238 159V160H237ZM250 161H249V160ZM252 159H254L256 162H253V160ZM19 160V161H18ZM123 160V161H122ZM143 160V161H142ZM229 160V161H228ZM249 161V162H248ZM103 162V163H102ZM231 162H233V163H231ZM246 162V163H245ZM118 163V164H117ZM124 163V164H123ZM261 163H263V165L261 164ZM93 164H94V166H93ZM116 164V165H115ZM234 164V165H233ZM236 164H237V166H236ZM255 166H254V165ZM20 165V166H19ZM76 165V166H75ZM109 165V166H108ZM112 165H113V167H112ZM120 167H119V166ZM143 165V166H142ZM231 165H233V166H235L234 168H233V166H231ZM108 166V167H107ZM125 166V167H124ZM250 166H252V167H250ZM21 167H24L26 170L24 171V168H21ZM122 167V168H121ZM146 167V168H145ZM159 167V166H158ZM106 168H107V170H106ZM108 168H109V170H108ZM118 168H120V170L118 169ZM154 168V169H153ZM229 168H231V169H229ZM254 168V169H253ZM256 168H257V170H256ZM77 169V170H76ZM147 169H148V171H147ZM237 169V172L235 171ZM242 169V170H241ZM253 169V170H252ZM19 170H20V172H19ZM106 170V171H105ZM230 170V171H229ZM252 170V171H251ZM30 173H29V172ZM92 171H94V172H92ZM127 171V172H126ZM232 171H234V172H232ZM239 171V172H238ZM254 171V172H253ZM73 172V173H72ZM112 172V173H111ZM119 172V173H118ZM126 172V173H125ZM253 172V173H252ZM261 172H262V174H261ZM29 173V174H28ZM32 173V174H31ZM66 173V172H65ZM108 174L109 176L108 177H106L105 175L106 174ZM236 173H238V174H236ZM250 173V174H249ZM258 173V174H257ZM20 174V175H19ZM116 174V175H115ZM232 174V175H231ZM233 174H236V176L235 175H233ZM21 175H22V177H21ZM25 177H24V176ZM27 175V176H26ZM93 175H94V177H93ZM122 175V176H121ZM149 175V174H148ZM255 175L257 176L258 175V177H260L259 179L257 178V177H255ZM112 178H111V177ZM233 178L234 176V178H233V180L231 181V177ZM251 176V177H250ZM33 177V180L31 179ZM98 177H100V178H98ZM104 177V178H103ZM28 180H27V179ZM231 178V179H230ZM98 179V181H96ZM101 179H102V181H101ZM111 180V181H108V180ZM240 179V180H239ZM251 179V180H250ZM255 179V181H253ZM256 179H258L259 180V182H258V180H256ZM31 180V181H30ZM237 182H236V181ZM20 181L23 183V184H21L20 183ZM24 181V182H23ZM36 181H38V179L36 180ZM55 181V182H54ZM61 181V180H60ZM225 181H227V182H225ZM240 181V182H239ZM33 182V183H32ZM51 183V184H50ZM67 183V182H66ZM65 183V184H66ZM233 183H235V184H233ZM253 183H254V185L255 184H259V185H255V186H253ZM53 184V185H52ZM56 184V185H55ZM60 184V185H59ZM238 184H240V185H238ZM20 185H21V187H20ZM31 185V186H30ZM57 185H58V188H57ZM236 187H235V186ZM29 186V187H28ZM56 186V187H55ZM239 186V187H238ZM115 187V188H114ZM165 187V186H164ZM238 187V188H237ZM254 187H255V189H254ZM237 188V189H236ZM249 188H250V191H248L249 190ZM23 189H24V192L22 193L21 191H23ZM29 189H32V191H28ZM57 189V190H56ZM60 189V190H59ZM243 189V190H242ZM256 190V192H257V194L259 195H257L256 194V192L254 191V190ZM20 190V191H19ZM26 190V191H25ZM53 190V191H52ZM55 190V191H54ZM59 190V191H58ZM117 190V191H116ZM261 190V191H260ZM232 191V192H231ZM20 192V193H19ZM52 192H53V194H52ZM60 192V193H59ZM64 192H66V194L64 193ZM202 192L203 193H205V195L207 194L206 193V191L204 190V188L202 189ZM247 192V193H246ZM249 192V193H248ZM250 192H252V193H250ZM261 192V193H260ZM22 193V195H20ZM27 193V194H26ZM56 193V194H55ZM118 193V194H117ZM63 196H62V195ZM116 194V195H115ZM262 194H263V196H262ZM24 195V196H23ZM27 195V196H26ZM65 195V196H64ZM104 195V194H103ZM252 195V196H251ZM56 196V197H55ZM58 196V197H57ZM72 196H75V198L73 199L72 198ZM90 196V197H89ZM252 199V200H256L255 202L254 201H249L250 200V198ZM19 197H17V199L19 198ZM21 197H23V199L21 198ZM61 197V198H60ZM247 197H248V200H246L247 199ZM257 197V198H256ZM25 198L28 200H25ZM80 198V199H79ZM85 198V199H84ZM60 199V201H58ZM80 201H79V200ZM125 199V200H124ZM261 199H262V201H261ZM20 200H22V201H20ZM31 200V201H30ZM64 202V201H66V200H69V202H68V207H67V205L65 206L64 204H62V201ZM86 200V201H85ZM258 200V201H257ZM55 201H57V203H55ZM76 201H79V202H76ZM92 201V202H91ZM27 202V203H26ZM30 204H29V203ZM91 202V203H90ZM162 202H163V200H162ZM252 202V203H251ZM257 202V203H256ZM21 203V204H22ZM85 203V204H84ZM88 203V204H87ZM256 203V204H255ZM27 204H29L28 206H27ZM62 204V205H61ZM70 204V205H69ZM250 204L252 205V207L250 206ZM258 204H259V207H258ZM26 205V206H25ZM61 205V206H60ZM87 205V206H86ZM89 205H90V207H89ZM247 206V207H246ZM263 206V207H262ZM25 207V208H24ZM29 207H31V208H29ZM35 207V208H34ZM85 209H84V208ZM257 207V208H256ZM56 208V209H55ZM69 208V209H68ZM75 208V210H73ZM29 209V210H28ZM33 209V210H32ZM67 209V210H66ZM260 209H261V212H262V214H261V212H260ZM55 210H57V212H55ZM81 210V211H80ZM187 209L186 208H180L179 209V214H182L184 211H186ZM251 210H252V212H251ZM254 210H255V212H254ZM263 210V211H262ZM32 211V212H31ZM34 211V212H33ZM78 211V212H77ZM115 211V212H114ZM246 211V212H245ZM22 212V213H21ZM24 212L26 213V214H24ZM29 212V213H28ZM77 212V213H76ZM95 212V213H94ZM121 212V213H120ZM17 213V214H16ZM20 213V214H19ZM79 213V214H78ZM86 213V214H85ZM246 213H248V215L246 214ZM249 213H252V214H249ZM255 213V214H254ZM17 215V217L19 216V215H21L22 217H20L19 216V219L17 218V217H15L16 215ZM22 214H24V215H26V220L25 219H23L24 218V215H22ZM78 214V215H77ZM94 214V215H93ZM97 214V215H96ZM116 214V215H115ZM28 215V216H27ZM83 217H82V216ZM100 216V215H102V217H100V219L99 220H103V219H105V223H103V224H97L96 223V225H95V231L91 228V226H90V224L92 225V223H94L95 224V220H96V218H95V216L97 217V216ZM244 215H246L245 216V218H244ZM252 216V217H250V216ZM260 215V216H259ZM31 218H30V217ZM68 216V215H67ZM78 217V219H77V217ZM81 216V218H79ZM248 216V217H247ZM27 217H28V219H27ZM32 217H34V218H32ZM66 217V216H65ZM122 217V218H121ZM176 217V216H175ZM260 217H262L261 219H259ZM74 218V219H73ZM90 218V219H89ZM249 218V219H248ZM22 219H23V221H22ZM35 221H34V220ZM84 219V220H83ZM94 219V220H93ZM246 219V220H245ZM247 219H248V221H247ZM76 220H78V222L76 221ZM85 220H87V221H85ZM135 220V221H134ZM250 220H251V222H250ZM27 223H26V222ZM29 221H30V223H29ZM33 221V222H32ZM104 221V220H103ZM178 221V222H177ZM32 222V223H31ZM76 222H77V224H76ZM92 222V223H91ZM182 222H184V223H182ZM249 222V223H248ZM254 222V223H253ZM63 223H64V225H63ZM83 223H85V225H83ZM248 223V224H247ZM28 224V225H27ZM42 224V225H41ZM65 224H66V226H65ZM69 224V225H68ZM80 224V225H79ZM246 224V225H245ZM250 224V225H249ZM254 224V225H253ZM79 225V226H78ZM104 226V227H102V226ZM109 225V226H108ZM114 225V226H113ZM65 226V227H64ZM83 226H84V228H83ZM245 226V227H244ZM248 226V227H247ZM34 227V228H33ZM37 229H36V228ZM69 227V228H68ZM80 227H81V229H80ZM121 227V228H120ZM68 228V229H67ZM78 228H79V231H78ZM252 228V229H251ZM259 228V229H258ZM85 229V231H83ZM203 229V230H202ZM245 229H247V231L245 230ZM248 229L250 230L249 232H248ZM65 230H66V232H65ZM68 230V231H67ZM100 230V231H99ZM130 230H132L131 232H130ZM135 230V231H134ZM202 230V231H201ZM258 230H259V232H258ZM18 228H16L15 227V229H14V235H16V234H18ZM34 231V232H33ZM82 231V232H81ZM86 231H88V232H86ZM108 231V232H107ZM199 231V232H198ZM246 231V232H245ZM253 231V232H252ZM262 231H263V233H262ZM17 232V233H16ZM86 233V235H85V233ZM186 232V233H185ZM191 232H193L192 233V235H195L196 236V238H195V240H193V239H191L190 238V235H191ZM201 232V233H200ZM250 232H252V233H254L253 235H252V233H250ZM258 232V233H257ZM81 233H83L84 235V237H82L80 234ZM88 233H90V234H88ZM92 233V234H91ZM132 233H133V235H132ZM198 233H200V234H198ZM130 234V235H129ZM136 234V235H135ZM188 234V235H187ZM207 234H208V236H207ZM245 234L247 235V237L249 236L250 237V239L252 240H250L249 239V237L247 238V237H245ZM80 235V236H79ZM97 235V236H96ZM90 236V237H89ZM93 236H95V237H93ZM199 236H200V238H199ZM255 236V237H254ZM257 236H259V238L257 237ZM111 237H113L112 238V240H111ZM200 239H198V238ZM202 237V238H201ZM242 237H243V239H242ZM186 238V239H185ZM245 238H246V241H243V240H245ZM131 239V240H130ZM197 239V240H196ZM206 239V240H205ZM257 241H256V240ZM263 239V240H262ZM44 240V241H43ZM193 242H192V241ZM203 242H202V241ZM40 241H41V243L43 242V243H46V239L43 237L42 239H41V237H40ZM111 241H113V242H111ZM189 241L191 242V244L189 243ZM197 243V241H198V243L197 244H195V242ZM205 241V242H204ZM211 241V242H210ZM241 241L244 243H242V245H241ZM250 241V242H249ZM262 243H261V242ZM27 242V241H26ZM26 242H20L19 241V238L18 239H15V240H13L12 242H8L9 244H8V246H10V247H14L13 249H14V256H13V251H10V255H9V253L2 247V242H0V264H13V262H14V260H15V262H14V264H19V262L21 261L22 262V257H20L21 255H16V254H18L17 252H19V251H17V250H19V249H21V251H25L26 249H28L27 247H31L32 246V243L30 242V241H28L27 242V245H26ZM31 244H30V243ZM145 242V243H144ZM210 242V243H209ZM214 242V244H212ZM215 242H217V243H215ZM227 242V243H226ZM15 243V244H14ZM204 243V244H203ZM218 243H221V245H219ZM247 243V244H246ZM249 243V244H248ZM251 243H252V245H253V247H252V245H251ZM259 243H261V245L259 244ZM22 244V245H21ZM212 246H211V245ZM224 244V245H223ZM233 245L232 247L234 248V250H233V248H230L229 247V245ZM255 244H257V245H255ZM7 245V244H6ZM21 247V248H16V247ZM24 245H26V247L24 246ZM31 245V246H30ZM112 245H113V248H112ZM193 245V246H192ZM200 245H201V247H200ZM205 245H207V246H205ZM214 245H215V248L213 249V247H214ZM251 247H250V246ZM16 246V247H15ZM23 246V247H22ZM109 246V247H108ZM126 246V247H125ZM197 246V247H196ZM243 246V247H242ZM246 246V247H245ZM256 246V247H255ZM192 247V248H191ZM198 247H200V248H198ZM208 249H207V248ZM224 247H226V248H224ZM228 247V248H227ZM251 249H250V248ZM262 247V248H261ZM25 250H24V249ZM128 249V251H130V252H128L127 251V249ZM221 248V249H220ZM230 248V249H229ZM240 248V249H239ZM241 248L243 249V251L241 252ZM254 248H256V249H254ZM12 249V250H13ZM17 249V250H16ZM212 249V250H211ZM239 249V250H238ZM250 249V250H249ZM140 250V251H139ZM215 250V254H214V251ZM233 250V252H231ZM255 250H257L256 252H259V254L258 253H256L255 252ZM261 250H262V252H261ZM110 251V252H109ZM111 251H114V252H111ZM122 251V252H121ZM134 251H136V253L134 252ZM210 251V252H209ZM222 251V252H221ZM2 252V253H1ZM226 252V253H225ZM236 252H237V254H236ZM250 254H249V253ZM256 253V254H253V253ZM111 253V254H110ZM112 253H114V254H112ZM122 253V254H121ZM126 253V254H125ZM128 253H129V257L127 256L128 255ZM204 253V254H203ZM229 253V254H228ZM232 253V254H231ZM251 253H252V255H251ZM2 254V255H1ZM200 256H199V255ZM226 254H228L227 256H226ZM245 254V255H244ZM11 255H12V257H11ZM16 255V256H15ZM203 255V256H202ZM225 255V256H224ZM231 255H233L232 257H231ZM250 255H251V257H250ZM256 255V256H255ZM260 255H261V257H260ZM206 256V257H205ZM210 256H212V257H210ZM220 256V257H219ZM3 257V258H2ZM11 257V258H10ZM17 257V258H16ZM128 257V258H127ZM201 257L199 258V260L201 261L202 259H201ZM218 257V258H217ZM226 257V258H225ZM251 259H250V258ZM139 258V259H140ZM253 258V259H252ZM1 259H3V260H1ZM11 259V260H10ZM16 259L18 260V262L16 261ZM123 261H122V260ZM210 259H211V261H210ZM216 259H217V261H216ZM144 260H147V261H144ZM208 260V261H207ZM220 260H222V261H220ZM227 260V262H225ZM231 260V261H230ZM249 260V261H248ZM252 262H251V261ZM12 261V262H11ZM254 261V262H253ZM5 262V263H4ZM11 262V263H10ZM208 262V263H207ZM216 262V263H215ZM245 262V264H247ZM260 262H262V263H260ZM21 264V263H20ZM181 264V263H180ZM238 264H242V263H240V262H238Z\"/></svg>",
	"mask_w": 264,
	"mask_h": 264
}]
</instances>
